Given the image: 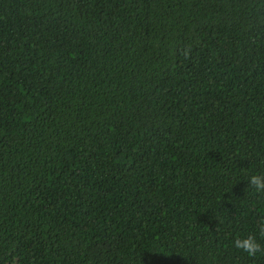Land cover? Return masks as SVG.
<instances>
[{"label": "trees", "instance_id": "trees-1", "mask_svg": "<svg viewBox=\"0 0 264 264\" xmlns=\"http://www.w3.org/2000/svg\"><path fill=\"white\" fill-rule=\"evenodd\" d=\"M251 175L264 0H0V264H264Z\"/></svg>", "mask_w": 264, "mask_h": 264}, {"label": "clouds", "instance_id": "clouds-1", "mask_svg": "<svg viewBox=\"0 0 264 264\" xmlns=\"http://www.w3.org/2000/svg\"><path fill=\"white\" fill-rule=\"evenodd\" d=\"M248 186H254L256 189H264V176L251 175L248 178ZM234 245L237 249L246 252L249 256L255 255L261 250L262 245L254 236H241L235 239Z\"/></svg>", "mask_w": 264, "mask_h": 264}]
</instances>
